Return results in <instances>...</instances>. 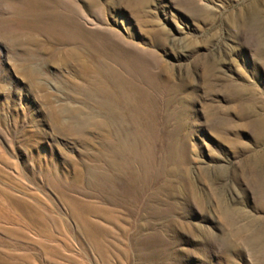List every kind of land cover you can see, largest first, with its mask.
Here are the masks:
<instances>
[{
    "label": "rangeland",
    "instance_id": "obj_1",
    "mask_svg": "<svg viewBox=\"0 0 264 264\" xmlns=\"http://www.w3.org/2000/svg\"><path fill=\"white\" fill-rule=\"evenodd\" d=\"M0 264H264V0H0Z\"/></svg>",
    "mask_w": 264,
    "mask_h": 264
},
{
    "label": "bare ground",
    "instance_id": "obj_2",
    "mask_svg": "<svg viewBox=\"0 0 264 264\" xmlns=\"http://www.w3.org/2000/svg\"><path fill=\"white\" fill-rule=\"evenodd\" d=\"M135 3V2H134ZM169 78V77H168ZM154 131V130H153ZM117 172V171H116ZM93 189V188H92Z\"/></svg>",
    "mask_w": 264,
    "mask_h": 264
}]
</instances>
